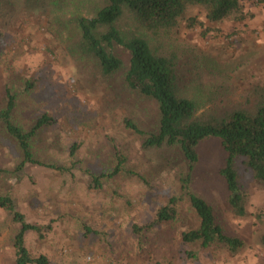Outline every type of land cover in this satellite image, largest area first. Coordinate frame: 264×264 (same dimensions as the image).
I'll use <instances>...</instances> for the list:
<instances>
[{
    "label": "rangeland",
    "instance_id": "rangeland-1",
    "mask_svg": "<svg viewBox=\"0 0 264 264\" xmlns=\"http://www.w3.org/2000/svg\"><path fill=\"white\" fill-rule=\"evenodd\" d=\"M242 2L251 16L214 24L208 34L183 22L149 37L152 47L175 61L185 90L196 92L193 86L200 84L210 93L202 112L249 105L252 88L264 84V0ZM104 5V0L0 2V109L11 91L16 124L27 130L43 114L51 116L33 137L34 155L64 166L28 163L19 173H0V193H9L29 222L50 226L42 236L26 233L30 253L45 254L49 264H264V183L239 168L248 200L247 213L236 214L219 172L224 151L216 138L200 144L190 188L211 201L227 230L246 245L232 254L221 244L182 240V231L199 225L181 188L188 161L178 147L145 150L142 136L125 123L155 129L157 102L125 85L126 48H113L125 66L111 76L78 49L77 18H91ZM119 23L137 30L129 15ZM120 155L126 157L122 170L98 185L93 176L111 172ZM21 159L18 141L0 120V169L12 170ZM172 196H181L177 217L145 228ZM18 228L0 207V264H15Z\"/></svg>",
    "mask_w": 264,
    "mask_h": 264
},
{
    "label": "trees",
    "instance_id": "trees-1",
    "mask_svg": "<svg viewBox=\"0 0 264 264\" xmlns=\"http://www.w3.org/2000/svg\"><path fill=\"white\" fill-rule=\"evenodd\" d=\"M2 1L5 0H0ZM104 1L106 5L93 17L77 18L80 34L78 49L83 56L94 58L105 76H111L125 66L123 60L114 54L113 48L121 45L128 50L130 58L123 76L124 83L139 96L156 101L159 118L155 129L151 131L139 127L130 119H126V125L142 136V147L145 150L163 146L178 147L189 164L188 173L181 177V188L199 218V225L182 231V240L202 247L213 243L221 244L230 253H238L245 247V240L227 230L211 201L191 190L190 182L192 170L199 159L200 144L207 139H218L224 151V161L219 172L229 191L230 208L240 216L247 213L248 193L242 186L239 168L242 167L255 180L264 183V84H257L252 88L253 95L249 105L219 114L213 108L202 112L211 102L210 93L205 92L206 89L200 84L193 86L196 92L185 90L180 84L181 76L175 61L152 47L149 37L157 32L178 28L183 22L187 27L200 26L203 33L208 34L214 24L227 19L244 20L252 14L245 9L242 0ZM194 9L197 11L194 12ZM125 15L131 16L135 21L136 31L129 32L120 26L119 22ZM210 90L209 88L208 91L211 92ZM6 96V104L0 109V120L18 141L22 159L14 169H0V173H19L28 163L64 168L42 162L34 155L33 137L40 127L51 121V116L43 114L26 130L11 119L15 94L8 91ZM118 159L111 172L93 176V180L100 184L102 177H111L120 172L126 157L120 155ZM180 200L181 196L170 197L145 228L156 227L175 219ZM0 207L19 224L13 238L15 264H49L45 254L30 253L25 236L28 231H35L42 236L50 226L26 220L9 193H0ZM134 227L138 229V226ZM262 241L264 242V235Z\"/></svg>",
    "mask_w": 264,
    "mask_h": 264
}]
</instances>
